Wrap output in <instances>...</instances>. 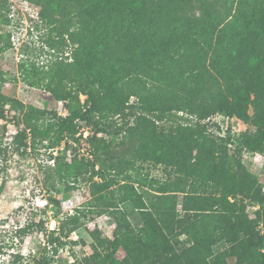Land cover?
Returning <instances> with one entry per match:
<instances>
[{"label":"trees","instance_id":"obj_1","mask_svg":"<svg viewBox=\"0 0 264 264\" xmlns=\"http://www.w3.org/2000/svg\"><path fill=\"white\" fill-rule=\"evenodd\" d=\"M29 1L49 31L52 58L20 67L65 113L7 98L0 81V106L8 105L16 128L9 146L0 137V160L8 147L19 155L42 147L52 160L50 147L66 135L77 142L81 125L88 127L93 161L59 155L39 167L54 191L98 163L101 182L92 186L91 203L115 223L112 238L91 231L93 252L66 264H264L258 229L264 214L247 212L250 202L261 209L264 194L240 158L228 160L230 151L264 155V0ZM4 7L0 1V22L9 21ZM214 115L238 118L253 130L236 137L229 128L224 135L207 132ZM161 121L169 125L159 127ZM115 145L123 148L107 163L103 155ZM138 162L162 166L166 180H151L156 185L147 188L129 173ZM5 170L1 163L0 173ZM118 176L122 183L111 188ZM4 183L2 177L0 193ZM79 212L67 220L72 228L62 222L59 236L48 234L52 257L35 264L53 262L66 244L61 237L86 216ZM30 226L14 233L22 239ZM13 245L0 243V253ZM21 258L16 252L0 264Z\"/></svg>","mask_w":264,"mask_h":264},{"label":"rangeland","instance_id":"obj_2","mask_svg":"<svg viewBox=\"0 0 264 264\" xmlns=\"http://www.w3.org/2000/svg\"><path fill=\"white\" fill-rule=\"evenodd\" d=\"M7 6L2 9L3 19L9 21L0 22V81H2L1 93L7 98H17L25 104H31L48 111L55 110L58 114L63 115V103L56 101L52 95L46 91L41 85H30L29 80L34 78L30 73V77H25L20 65L28 64L31 61L41 66L47 64L52 56L47 51L46 39L50 37L49 31L42 25L38 18L39 7L31 3L29 0H0ZM63 56L69 53L67 48ZM59 55H62L59 53ZM70 59L66 60L69 62ZM84 96H81L83 100ZM134 100V98H131ZM3 114L0 115V137L4 145L9 146L11 140L14 139L16 128L12 113L8 110L7 104L0 106ZM251 113V109H249ZM215 123L219 129L211 125ZM169 123L158 122L159 127L167 126ZM207 132L213 134L224 135L227 129H230L232 135L239 136L244 131H252L253 127L244 123L235 117H221L214 115L209 120V126L206 127ZM91 130L81 125L77 136L78 141H74L69 135L63 137L61 142L54 145L49 150L52 151V160L48 159V153L42 147L36 152H28L19 155L8 147L3 163L5 171L0 173V185L2 177L5 183L2 185L0 193V243L10 244L13 240V247L3 248L0 253V260L6 263L12 262L13 254L19 252L22 258L10 264H35L34 259L40 258L42 255L51 256L49 248L51 244L48 242V234L54 232L55 236H59L60 224L67 222L73 214H79V211H85L86 216H79L77 226L68 236L61 237L66 240V244L59 247L56 255L53 256L51 264H66L73 262L76 258L83 262V259L93 252V239L90 232L97 230L101 236L112 238L115 228L113 218L108 212L98 214L96 211L103 206H93L92 202V186L94 183L101 182L98 175L95 174L99 168V164H94V169L88 173L79 176L74 181L66 184H58L54 191H51L50 181H46L45 174L40 169V165L52 164L54 156H67L77 154L87 160H94L91 153V146L88 137ZM103 136V134H99ZM105 138L110 137L104 135ZM21 140L29 142L28 136H21ZM68 144L69 147H65ZM236 144V143H235ZM123 147L115 145L111 152L105 157L107 163L116 160ZM240 158L247 170L257 176L258 185L264 194V155L258 152L229 154L228 160L233 163L235 159ZM130 175L138 180H142L147 188L155 186L156 183L151 180L164 181L167 178L162 166L153 165L151 163L138 162L135 169L129 171ZM117 184H113L111 188H118L122 183L121 177H116ZM137 183H135V186ZM55 198L58 202L54 203L50 198ZM122 204H118L121 208ZM88 208L94 212L88 213ZM257 210L264 214V202L260 209V205L256 202H250L247 206V212L254 217ZM132 220V218H131ZM137 222L136 219L131 221ZM33 224V225H32ZM66 228H72L73 224L65 223ZM30 226L27 234L20 237L14 233L16 228ZM258 229L264 235L263 222L261 221ZM74 241L75 243H71ZM223 247L216 246L215 251ZM122 252L118 251L117 256H121ZM52 257V256H51Z\"/></svg>","mask_w":264,"mask_h":264},{"label":"built area","instance_id":"obj_3","mask_svg":"<svg viewBox=\"0 0 264 264\" xmlns=\"http://www.w3.org/2000/svg\"><path fill=\"white\" fill-rule=\"evenodd\" d=\"M221 117H223V116H221Z\"/></svg>","mask_w":264,"mask_h":264}]
</instances>
